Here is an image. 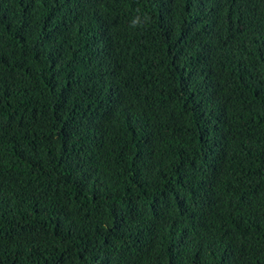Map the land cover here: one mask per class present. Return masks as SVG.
I'll return each instance as SVG.
<instances>
[{
    "label": "trees",
    "instance_id": "obj_1",
    "mask_svg": "<svg viewBox=\"0 0 264 264\" xmlns=\"http://www.w3.org/2000/svg\"><path fill=\"white\" fill-rule=\"evenodd\" d=\"M0 264H264V0H0Z\"/></svg>",
    "mask_w": 264,
    "mask_h": 264
},
{
    "label": "clouds",
    "instance_id": "obj_2",
    "mask_svg": "<svg viewBox=\"0 0 264 264\" xmlns=\"http://www.w3.org/2000/svg\"><path fill=\"white\" fill-rule=\"evenodd\" d=\"M150 19V16H148L147 14H144L143 18L140 15H137L131 20L130 23L132 27H142L143 25L149 23Z\"/></svg>",
    "mask_w": 264,
    "mask_h": 264
}]
</instances>
